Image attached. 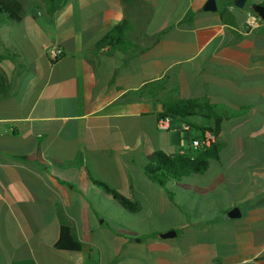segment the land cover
I'll return each instance as SVG.
<instances>
[{"label": "crops", "instance_id": "crops-1", "mask_svg": "<svg viewBox=\"0 0 264 264\" xmlns=\"http://www.w3.org/2000/svg\"><path fill=\"white\" fill-rule=\"evenodd\" d=\"M205 1L65 0L48 12L25 0L22 18L0 25L10 84L0 94V264H118L137 256L129 249L138 264H264V18L244 26L251 3L264 0H215L213 11ZM124 20L131 47L94 46ZM50 43L63 50L56 60ZM178 100L192 101L194 114L171 117L176 143L171 120L167 130L156 121ZM216 118V158L170 181L169 198L146 178L149 157L194 156L184 140ZM94 180L133 206L103 198ZM182 202L201 212L187 215ZM233 206L241 216L225 217ZM152 219L166 228H137ZM61 224L79 251L54 249Z\"/></svg>", "mask_w": 264, "mask_h": 264}, {"label": "trees", "instance_id": "trees-1", "mask_svg": "<svg viewBox=\"0 0 264 264\" xmlns=\"http://www.w3.org/2000/svg\"><path fill=\"white\" fill-rule=\"evenodd\" d=\"M43 1L47 6V11L52 12L65 0ZM262 3L264 4V1ZM24 11L25 0H0V25L11 21H19L22 18ZM126 28L127 22L124 20L107 31L100 39H98V41H96L94 46L96 48L106 46L109 52L116 49L126 50L128 47H131V44L127 41L125 36ZM4 57L5 54L0 53V59ZM0 86V94H5L10 88L8 79L1 67ZM193 108L192 101L178 100L174 104L165 105L164 112L160 115L187 117L194 114ZM219 120V118H216L214 126L208 128L216 135L219 131ZM215 148L214 144L204 149L196 148V154L194 156H191L187 150L175 153L156 151L152 153L147 164L144 166V173L149 181L162 186L167 196L172 198L173 192L169 189V182L178 181L189 174L203 173L208 168L210 160L216 158ZM94 182L100 188L109 193L123 207L131 208L133 206V203L129 199L113 191L103 182L97 180H94ZM53 247L56 250L77 252L82 248V243L72 235L69 225L61 224L58 237L54 242Z\"/></svg>", "mask_w": 264, "mask_h": 264}, {"label": "built area", "instance_id": "built-area-1", "mask_svg": "<svg viewBox=\"0 0 264 264\" xmlns=\"http://www.w3.org/2000/svg\"><path fill=\"white\" fill-rule=\"evenodd\" d=\"M261 19L262 18L255 11L249 8L246 10L245 13L244 26L247 30L254 29L255 27L258 26ZM45 51L51 60H56L63 54L62 48L55 43H50L46 45ZM170 120L171 117L169 115L158 116L156 121L157 127L161 130L169 129ZM182 129L189 130L188 124L183 123ZM215 142H216V134L209 129L202 130L198 136L192 137L190 139V144L192 146L202 149L210 147Z\"/></svg>", "mask_w": 264, "mask_h": 264}, {"label": "rangeland", "instance_id": "rangeland-1", "mask_svg": "<svg viewBox=\"0 0 264 264\" xmlns=\"http://www.w3.org/2000/svg\"><path fill=\"white\" fill-rule=\"evenodd\" d=\"M217 4H219V1L217 0ZM179 124V121H177L176 119H172L171 120V127H170V130L172 131L173 129V125H178ZM171 133V135H172V137L174 138V141H176V143L179 141L178 140V133L176 132V131H172V132H170ZM185 141V148H190V150H195L196 149V147H194V146H192V145H190V143L188 142V140L187 139H185L184 140ZM211 169H212V167H209V169H208V172L209 171H211ZM100 190H102L101 192L102 193H104V195H101L103 198H105L107 195V193H106V191L105 190H103V189H100ZM189 196H190V198L189 199H195L196 197H197V195L196 194H194V193H191V194H188ZM200 201H198V203H197V205H199L200 206V203H199ZM112 206H113V204H111ZM202 205V204H201ZM182 206L185 208L184 209V213H186L187 215H191V216H194V215H197L199 212H201V211H198V208H197V206H196V204L194 203V206L192 207V208H190L189 207V204L188 203H186V202H182ZM219 209V207L217 206V210ZM143 211H140V213H142ZM209 211H205L204 213H208ZM128 213H130V215H135V214H137V212L136 211H131V212H128ZM102 218H100L99 220H101ZM139 224H141V223H139ZM138 229H141L142 231H144V230H147V232H151V231H153V230H159V229H164V228H166L165 227V225H162V224H160V223H155L154 222V219H152L151 221H149L146 225H139L138 227H137ZM178 232H179V230H178ZM136 240L138 241L139 240V237H137L136 238ZM99 242H100V244H101V247L103 248V250L105 251V252H108L109 251V248H110V243H109V241L107 240V237H103L102 239H100L99 240ZM128 249H126L125 251H127ZM128 251H136V253H137V256H132V257H128V256H124V257H122V258H119L118 259V264H124V263H126V262H130V263H132V264H138V263H140V256H139V253H138V251L137 250H133V249H129Z\"/></svg>", "mask_w": 264, "mask_h": 264}, {"label": "water", "instance_id": "water-1", "mask_svg": "<svg viewBox=\"0 0 264 264\" xmlns=\"http://www.w3.org/2000/svg\"><path fill=\"white\" fill-rule=\"evenodd\" d=\"M245 0H233V4L237 7L242 8L244 6ZM216 1L215 0H206L205 3L202 6L203 10L206 11H213L216 10ZM250 8L255 11L261 18H264V4L262 3H251ZM241 216V211L238 206L231 207L226 213L225 217L227 218H238ZM176 234V232L173 229L161 232L159 234L160 237L166 238V237H172Z\"/></svg>", "mask_w": 264, "mask_h": 264}]
</instances>
